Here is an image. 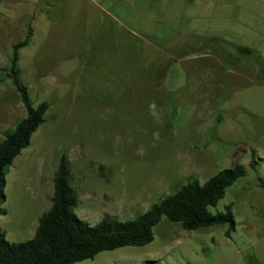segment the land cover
<instances>
[{
	"label": "rangeland",
	"instance_id": "1",
	"mask_svg": "<svg viewBox=\"0 0 264 264\" xmlns=\"http://www.w3.org/2000/svg\"><path fill=\"white\" fill-rule=\"evenodd\" d=\"M124 2L76 0L41 39L36 20L59 15L60 0H0V71L33 21L22 80L35 107L51 105L6 178L7 241L34 238L63 155L75 214L91 226L133 221L190 179L203 185L242 165L247 176L211 208L233 205L232 239L228 226L188 232L163 219L149 246L79 264H264V0ZM25 117L14 86L0 84V143Z\"/></svg>",
	"mask_w": 264,
	"mask_h": 264
},
{
	"label": "trees",
	"instance_id": "2",
	"mask_svg": "<svg viewBox=\"0 0 264 264\" xmlns=\"http://www.w3.org/2000/svg\"><path fill=\"white\" fill-rule=\"evenodd\" d=\"M34 33L31 21L25 39L12 46L8 65L0 71V84L9 82L14 86L26 112L23 120L5 132V139L0 143V218L6 216L5 189L10 168L30 147L33 135L46 124L51 109L48 102L35 107L22 80L21 52L30 48ZM238 53L244 58L253 54L247 48H239ZM251 156L249 167L256 171L255 150H251ZM247 174L244 166L237 165L223 170L203 185L198 180L190 179L175 194L167 196L133 221L121 223L106 218L100 224L91 226L75 214L79 198L72 186L71 163L63 155L54 178L51 209L39 219L34 238L12 244L0 227V264H79L93 261L106 252L144 248L154 242V229L163 219L179 224L188 232L228 226L225 237L230 240L237 229L233 205L216 214L211 212V208H216L226 197L227 191ZM258 182V187L264 190V179L259 177Z\"/></svg>",
	"mask_w": 264,
	"mask_h": 264
},
{
	"label": "crops",
	"instance_id": "3",
	"mask_svg": "<svg viewBox=\"0 0 264 264\" xmlns=\"http://www.w3.org/2000/svg\"><path fill=\"white\" fill-rule=\"evenodd\" d=\"M75 1L76 0H60V4L56 5L57 10H59V15H56L57 13L56 9L54 12H51V10L44 11V12L42 11L41 14L43 15H41L40 19L38 18L36 20L37 25L36 26L34 25L36 30L37 28H39L41 31H43V37L41 39L47 38V36L50 35L51 32L55 31L53 29L54 28L53 20H55V17H60V16L63 17V15L65 16L68 15L67 12L69 11V6H72ZM101 1L103 3L108 2L109 5H119L122 7L126 5L124 0H120L119 3H118V0L117 2L116 0H101ZM146 1L150 4V7L153 8L154 0H146ZM167 5H168L167 3H164V6H167ZM116 11H119V9L116 8Z\"/></svg>",
	"mask_w": 264,
	"mask_h": 264
}]
</instances>
